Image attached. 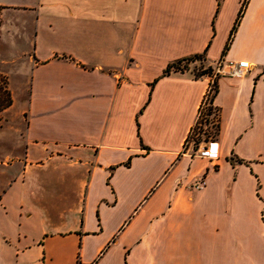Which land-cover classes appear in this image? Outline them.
<instances>
[{"label": "crops", "instance_id": "0c3cea01", "mask_svg": "<svg viewBox=\"0 0 264 264\" xmlns=\"http://www.w3.org/2000/svg\"><path fill=\"white\" fill-rule=\"evenodd\" d=\"M0 49V264H264V0H0ZM194 55L250 65L216 160L183 151L210 78L163 76Z\"/></svg>", "mask_w": 264, "mask_h": 264}, {"label": "rangeland", "instance_id": "374dc122", "mask_svg": "<svg viewBox=\"0 0 264 264\" xmlns=\"http://www.w3.org/2000/svg\"><path fill=\"white\" fill-rule=\"evenodd\" d=\"M1 51V49H0ZM203 64V63H202ZM204 65V64H203ZM198 66V65H196ZM194 65H191L190 68L193 69L196 67ZM6 81L4 77L0 76V101L4 98V93L5 89L7 88V84H5ZM2 106L0 107V109ZM208 108V103H206L201 110L200 115L198 116V120H196L194 126L192 127L189 136L187 137L185 141V148L184 152L185 153H190L193 154L195 151H193L194 144L200 140L199 142V148L196 153H199L201 148L203 147H208L210 145V140L208 138V143L203 142V140L206 138L208 135H212L214 130H213V122L215 121L216 118V111L215 109H211L210 115H207V109ZM1 111V110H0ZM3 111L0 112V153H2V150H6L8 146H10L14 141H16V137L13 131V127H20L19 121H13L12 118L8 116H5L2 114ZM2 162H4L3 158H0V166H2Z\"/></svg>", "mask_w": 264, "mask_h": 264}, {"label": "trees", "instance_id": "16d2710c", "mask_svg": "<svg viewBox=\"0 0 264 264\" xmlns=\"http://www.w3.org/2000/svg\"><path fill=\"white\" fill-rule=\"evenodd\" d=\"M244 6H245V3L242 4L241 6V9H240V12L237 16V19L235 21V26L238 24V21L240 20L242 14H243V11H244ZM235 26L233 27V30L232 32H234L235 30ZM227 49V46L225 47V51ZM204 56L203 55H194V56H188V58H183V59H180V60H177L175 62H172L163 72V76L165 75H169L171 73H184V72H190L193 76V78L195 79H198V78H201V77H212V74H213V71L210 67H206L204 66ZM191 65H198L196 67H194L193 69L190 68ZM6 84V83H5ZM216 80L214 81L213 83V87L211 89L210 92H208L205 96V99L203 101V104L201 105V109L199 110V114L198 116L200 115L201 113V110L203 109L204 105L206 103H208V108L206 109L207 110V115H210V112H211V109L213 107V99L215 97V94H216ZM5 90V95H4V98L0 101V107L2 106V108L0 109L1 111H5L7 108L10 107L11 105V97L9 94V91L7 88H4ZM213 109H215L213 107ZM0 111V112H1ZM216 111V118H215V121L213 122V134L210 136H206V138L203 140V142L205 143H208V138H209V142H213L216 140L217 136H218V133H219V119L218 118V114H217V110L215 109ZM198 119V117H197ZM199 142L200 140H198L194 145V148H193V151L197 152L198 148H199ZM194 154V152H193ZM235 163H240L239 160H233L231 159V164H235ZM241 164V163H240Z\"/></svg>", "mask_w": 264, "mask_h": 264}, {"label": "built area", "instance_id": "2783aa9c", "mask_svg": "<svg viewBox=\"0 0 264 264\" xmlns=\"http://www.w3.org/2000/svg\"><path fill=\"white\" fill-rule=\"evenodd\" d=\"M249 70H250V65L246 61H241L236 64H232L228 66H225L222 63H217L213 71L212 77H210V84L207 93L211 91L214 81L217 80V78L220 75H227L233 78H242L248 73ZM214 145L215 143L211 142L209 146H214ZM210 148L211 147L205 150H201L202 152H200V156L207 157L210 160H216L217 153L216 151L212 152V148L211 149Z\"/></svg>", "mask_w": 264, "mask_h": 264}]
</instances>
